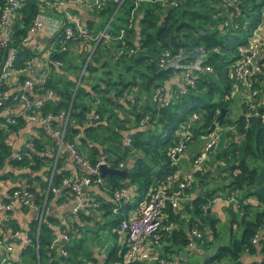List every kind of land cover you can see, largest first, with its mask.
Listing matches in <instances>:
<instances>
[{
	"label": "trees",
	"instance_id": "1",
	"mask_svg": "<svg viewBox=\"0 0 264 264\" xmlns=\"http://www.w3.org/2000/svg\"><path fill=\"white\" fill-rule=\"evenodd\" d=\"M61 1L34 0L20 4L11 25L9 44L16 52L14 71L25 70L33 57L20 41L34 18L42 11L61 15L59 8L53 5ZM101 1V8L91 10L103 21L99 24L100 30L106 27L105 39L85 43L74 26L65 23L55 37L46 40L44 53L51 72L43 82H33L28 100L31 103L43 100L38 113L54 118L52 131L38 124L40 126L35 127L34 133L19 148L20 160L13 158L12 149L5 141L9 133L25 127L24 117L0 112V181L16 180L5 194L24 184L31 195L30 204L42 210L45 220L39 225L35 220L29 224L26 234L29 244L23 254L30 255L33 264L44 261L47 264H123L124 244L117 245L114 231L120 221L129 217L130 211L138 212L151 190L166 178L175 176L177 167L168 152L174 145L178 128L196 114L197 119L190 121L192 138L207 137L205 132L214 124L219 110H226L214 127L223 130L216 150L209 153L199 171L191 173V184L183 194L194 184L203 190H198L179 210L165 206L163 222L175 226L156 243L166 242L170 247H167L169 256L187 251L193 243L202 251L208 249L210 254L201 264H264V229L261 227L264 201L253 193L254 178L260 166L264 167V95L257 96L255 116L245 119L246 114L253 113L241 100L237 119L231 123L226 118L235 86L230 67L240 57L237 49L247 44L262 23L264 0H123L119 7L110 0ZM3 2L0 0V8ZM68 27L73 36L65 40L63 32ZM84 29L91 36L89 26L85 25ZM120 31L123 36L119 39ZM259 35L262 48L264 29ZM164 54L184 56L183 63L199 59L193 86L173 81L171 78L177 71H163L158 67ZM55 62L59 66H54ZM256 66L259 71L256 78L260 81L264 52L256 59ZM205 68L210 72H202ZM25 79L18 77V86ZM159 88L171 94L165 106L152 101ZM255 88L257 85H252V89ZM182 90L184 94H180ZM47 91L52 92V98H43ZM124 94L132 97L126 100ZM8 105H12L9 99L4 107ZM60 114L63 115L59 117ZM7 115L13 118L14 125L5 123ZM66 115L62 144L58 147L52 132L62 131ZM66 143H74L78 155L89 167L103 163L108 168L118 169L122 164L121 169L127 174L124 180L105 176L101 185L86 191L84 206L77 211L76 221L60 225L68 236L66 243H59L66 253V257H61L48 249L51 225L59 223L45 217L44 210L49 202L58 205L73 200L69 189L60 186L70 174L63 168ZM27 144L32 151L27 149ZM205 181L214 183L213 187L206 188ZM176 184L177 181L173 182V187ZM48 185L58 189L55 197L47 190ZM127 185L128 200L121 199L117 207L113 193ZM230 194L234 203L216 204L225 214L222 234L216 230L218 219L207 210L213 198ZM112 209L117 212L112 213ZM89 224L96 225L99 232L108 230L113 235L115 241L105 253H101L100 247L91 246V242L87 245L82 237L87 232L83 226ZM192 232L199 234V238ZM93 234L97 238L98 232ZM254 236L257 241L252 244ZM159 249L156 257L171 262L170 257L164 255L166 252Z\"/></svg>",
	"mask_w": 264,
	"mask_h": 264
},
{
	"label": "built area",
	"instance_id": "2",
	"mask_svg": "<svg viewBox=\"0 0 264 264\" xmlns=\"http://www.w3.org/2000/svg\"><path fill=\"white\" fill-rule=\"evenodd\" d=\"M23 1H34V0H4L3 6L0 8V112H3L4 106L9 99L11 103L17 104L19 107V115L24 117L25 124H41L45 130L51 132V123L54 118L50 114L45 116H40L38 110L42 106L43 100L37 99L34 102L28 100V95L32 93L33 82L31 80L25 79L19 84H17V78L14 77L13 81L9 83L11 73L16 71L13 70V63L16 52L11 49L9 46L11 42V25L16 18L17 11L20 7V4ZM66 3H73L75 0H65ZM113 4L120 6L123 0H110ZM161 1L162 0H158ZM63 1L54 4L60 10ZM103 6L101 0H93L88 3L89 9H99ZM61 16V15H60ZM62 24L73 25L77 32L84 38L85 43L95 41L96 43L105 39V30L106 27L99 32L96 36L91 37L86 33V30L78 25L73 17L69 15L62 16ZM62 24L59 26L56 25L52 29L51 36L58 33V30L62 28ZM44 25L43 17L37 16L34 18L31 27L28 29L24 38L21 39L20 44L27 48L30 42V38L39 32ZM264 29V18L262 23L254 31L253 35L248 39L247 44L244 47H239L238 53L240 55L239 59L234 62L230 67V76L235 82V86L240 84L244 88V95L240 99L247 105V109L250 110L253 114H246L245 119H248L251 115H256V107L259 102L257 96L260 94L264 95V71L261 73L263 79L257 80V75L259 74L258 68L256 66V59L261 53L264 52V47L261 48L262 41L258 32H262ZM72 30L70 27L65 28L63 35L64 39L68 40L72 38ZM123 33L119 32V39L123 36ZM50 36V37H51ZM83 48V46H82ZM84 49V48H83ZM198 52L201 54L202 51L198 49ZM184 56H174L169 57L167 54H164L163 59L159 60L158 67L161 70L172 69L177 71L174 76L171 78L173 81H184L186 85L193 86L196 79L195 72L198 70V60L195 62H186L183 63ZM54 66H59L58 62L54 63ZM202 72H210L208 68L202 70ZM82 74V73H81ZM256 84L257 88L252 89V85ZM18 85V84H17ZM16 88L17 92L11 91V88ZM180 94H184L182 90ZM53 94L51 91H47L44 99L52 98ZM131 94L123 95V98L126 100L130 99ZM171 94L168 90L163 88L157 89L153 96L152 101L159 104L160 106H165ZM63 114H60L61 117ZM88 117V116H87ZM96 118V117H95ZM196 114H192L188 123L182 124L175 133V142L173 147L169 150L168 156L173 164H176L178 157L184 152L186 145L192 139V133L190 132V121L196 120ZM65 122L62 125V131H53L52 135L57 138L58 147L62 144V135L67 121V115L65 117ZM143 122V121H142ZM141 122V123H142ZM7 125H14L13 118L8 117L5 120ZM140 123V124H141ZM218 133H222L221 128H216ZM222 131V132H221ZM218 133L214 131L208 135V140L194 157L192 161V170L193 172L199 171L203 162L207 159L209 153H213L219 142L220 137ZM15 132L9 133L6 138V143L9 146H12L14 138L17 139ZM128 142V141H127ZM68 152L71 160L78 164L83 170L84 174H79L77 171L73 170L66 179H63L60 183L61 187H67L72 199L74 201V206L70 211V216L72 220L76 221V214L78 210H81L84 206V194L91 187L101 185L102 178L98 172V166L103 163H97L93 167H89L86 162L80 158L78 155L74 143H66L63 146ZM27 149L32 151L31 145L27 144ZM13 158L16 160L21 159L19 149H16L13 153ZM122 164L118 165V169H121ZM177 184L173 187L172 183L176 182ZM191 184V177L187 176L184 178H179L173 176L171 178H166L165 181L158 184V187L155 190H151L142 205L140 206L138 212L135 215L129 216L126 220H122L117 225L114 233L115 235L122 240L124 244L125 251L123 253V264H169L168 262L158 259L153 255L150 244H156L158 239L162 234H167L174 229L172 223L163 222L162 212L166 205H169L172 210H179L182 205L187 202L184 190H187ZM47 190H50V193L53 197L58 194V189L50 188L48 185ZM84 190V192H82ZM128 190L127 188H121L113 193V200L119 206V201L121 199L128 200ZM5 202L0 203V214H5L12 211L15 207L22 208L27 207L35 212H37V223H44L45 220L42 218V210L38 206H32L30 204L31 195L25 190L24 184L20 188L13 190L10 194H4L3 196ZM233 194L222 197H215L212 199V204H222L228 206L231 203H234ZM96 207V205H93ZM116 209H112V213H116ZM72 222V221H71ZM262 229H264V223L262 224ZM192 235L196 238H199V234L192 232ZM21 236L23 246L29 244V239L26 235H20L18 231H12L4 235H0V247L5 249V252H11L12 246L10 242L15 238ZM68 241L67 232L65 229H62L58 225L51 226V242L48 249L50 251L56 250L57 255L61 257H66V253L61 249L59 243H66ZM257 241V236H254L251 243L255 244ZM116 264V263H114Z\"/></svg>",
	"mask_w": 264,
	"mask_h": 264
},
{
	"label": "crops",
	"instance_id": "3",
	"mask_svg": "<svg viewBox=\"0 0 264 264\" xmlns=\"http://www.w3.org/2000/svg\"><path fill=\"white\" fill-rule=\"evenodd\" d=\"M93 0H75L73 3H66L65 0H63V3L60 7V15L58 14H53L50 15L51 18H43L44 25L42 29L37 32L34 36L30 38V42L28 45V49L31 51V49H36L37 52L42 56L43 59H40L43 61L45 58V53L44 49L48 44H46V40L51 36L52 34V29L60 24H62V16L64 17L65 15H69L70 17H73L74 20L78 23L79 26L82 28H85L86 26H89L90 29V35L91 37L96 36L99 32H101V28L99 27V24L102 23L100 19H98V15L94 13L92 10L89 9L88 3H90ZM68 10V11H67ZM46 14L44 11L39 17L44 16ZM56 17L60 18L57 19ZM57 19V21H56ZM258 32V34H260ZM78 48V47H76ZM38 59H31L29 63L27 64V67L23 71H17L14 73H11L10 75V82L13 81L14 77H25L28 80H31L32 82H37L36 79H40L39 83L43 82V80L49 75L50 70L48 69L49 72H47L46 68H41L43 65L42 62ZM16 87H18L17 84H15ZM16 88H11V91H15ZM264 90V88H263ZM239 96V95H238ZM233 97H234V92H233ZM3 109V114H15L19 115V107H17V104L12 103V105H8L4 107ZM40 126L38 124H25V127L21 130H18L16 133L17 139L14 138L11 149H12V155L16 149H19L21 145H23L27 140L26 138L34 133L35 127ZM44 129V127L42 126ZM204 142L199 143L198 140H193L192 143L188 145V148L186 149V152L184 151L177 159L176 162V174L175 176L179 178H184L187 176H191V173H194L192 170V159L198 154V152L201 150V148L204 146L206 141L208 140V137H204ZM192 140V139H191ZM206 140V141H205ZM67 152V151H66ZM63 168L67 169L70 173L75 170L79 174H84V170L78 166V164H75L71 158L68 155L64 156L63 160ZM194 181V180H193ZM15 181L5 179L4 181H0V203H4L5 200L3 198L4 194L6 193L5 191L11 188L12 186L15 185ZM195 183V182H194ZM206 183V188L211 189L213 187V184L210 182L205 181ZM21 184V182H20ZM90 188L89 190H91ZM198 190H203L201 186H196L194 184V187L189 190L185 196L186 200L188 201L189 199L193 198L198 194ZM94 192H97L96 190H93ZM86 193V192H85ZM74 206V201L69 200L67 202H64L62 204H53L51 202L48 203L47 207L44 210V216L45 217H50L54 220H56L57 223H59L58 226L66 224V223H71L72 218L70 216V211L72 207ZM140 208V207H139ZM207 212H210L213 217L218 219L219 223L216 225V230L220 233L223 234L224 229H219L220 227H223V221L225 218V214L223 212V209L216 204H212L207 210ZM137 212L136 211H130L128 214L129 216L135 215ZM37 212L34 210L27 208H18L15 207L12 211L5 213V214H0V235H4L6 233L12 232V231H18L20 235H26L28 226L32 221H37ZM52 226V225H51ZM84 228L87 229V232L82 234V237L85 238L87 245H90L91 241L87 240V236L89 234H93L96 232H99L97 229L96 225L89 224L84 225ZM16 228V229H14ZM221 230V231H220ZM95 237V234H93ZM224 241V240H222ZM221 241V242H222ZM12 249L11 252H5V249L3 247H0V264H33L32 260L30 259V255L28 254H23V251L25 250L26 246H23L21 236L15 238L10 242ZM122 244V240L117 237V245ZM190 245L188 247V250L180 252L179 253H174V255L169 256L167 253L169 252V249H167L168 244L166 242L160 243V244H150L151 251L154 256H157V251L159 249L160 252H166L164 255L166 257H170L171 262H168L169 264H183V262H197L198 264H201L204 258L210 254L209 250L202 251L201 249L197 248L196 246ZM170 248V247H168ZM91 251L94 249H90ZM173 250V248H172ZM56 252V250H54ZM57 253V252H56ZM43 264H47L46 261L43 262Z\"/></svg>",
	"mask_w": 264,
	"mask_h": 264
},
{
	"label": "rangeland",
	"instance_id": "4",
	"mask_svg": "<svg viewBox=\"0 0 264 264\" xmlns=\"http://www.w3.org/2000/svg\"><path fill=\"white\" fill-rule=\"evenodd\" d=\"M54 5V4H53ZM50 10H51V7H48ZM46 14H44V16H41V17H43V18H51L50 17V15H49V13L48 12H46V11H44ZM41 13H43V11L41 12ZM40 13V14H41ZM57 19H60V18H58V17H56ZM57 19H56V21H57ZM101 21H102V19H101ZM31 53L33 54V57H32V59L34 60V59H38V60H40V59H43V55L41 56L38 52H37V50L34 48V49H31ZM45 59L43 60V61H41L42 62V66H41V68L40 69H42V68H46L47 70V72H49L48 71V69L50 70V72H51V69L48 67V65H47V63H46V57H44ZM264 80V79H263ZM36 81L37 82H39L40 81V79L38 80V78L36 79ZM264 82V81H263ZM237 85H239V86H237ZM236 85V87H234L233 88V92H234V97H233V102L230 104V106H229V109H228V112H227V115H226V118L231 122V123H233L236 119H237V117L240 115V112H241V109H240V104H241V100L242 99H240V96H241V98L243 97V95L245 94L244 93V88L240 85V84H237ZM263 88H264V86H263ZM239 95V96H238ZM227 130V129H226ZM215 133H218V131H217V129H215ZM219 134V133H218ZM219 136H220V134H219ZM208 137V136H207ZM204 137L203 138H199V139H197V138H192V140L190 141V143H192L193 142V140L195 141V140H198V142L199 143H202V142H204ZM206 141V140H205ZM189 142L187 143V145H186V148H185V152H186V149L188 148V145L190 144ZM219 229H224L223 227L221 228H219ZM225 230V229H224ZM221 231V230H220ZM97 238H95L94 237V235L93 234H89L86 238H87V240L88 241H91V246H93L95 249H96V247H100V250H101V253H105L106 252V250L113 244V242L115 241L114 240V238H113V235L111 234V232H109L108 230H103V231H101V232H98V234H97V236H96ZM222 243V242H221ZM224 243V242H223ZM98 253H100V252H98Z\"/></svg>",
	"mask_w": 264,
	"mask_h": 264
},
{
	"label": "water",
	"instance_id": "5",
	"mask_svg": "<svg viewBox=\"0 0 264 264\" xmlns=\"http://www.w3.org/2000/svg\"><path fill=\"white\" fill-rule=\"evenodd\" d=\"M112 19V17H111ZM83 69L81 70V73H82ZM81 73L79 75V78L76 82V85H75V88L73 90V93H72V97H71V100L73 99V95L75 93V89L77 87V84L79 82V79H80V76H81ZM225 111L226 110H219L218 112V116L215 118V121H214V124H212L207 130H206V135H209L211 134L213 131H214V127H215V124L224 117V114H225ZM98 172H99V175L100 177L103 179L105 176L107 177H112V176H116V177H119L121 178L122 180H124L126 178V174H127V171L125 169H111V168H108L106 165L104 164H100L98 166ZM254 181H255V185L256 187L254 188L253 190V193L255 195H257L258 197H260L263 201H264V167L263 166H260L255 178H254ZM128 185L126 186V188L128 189ZM82 192H84V190H82ZM11 264V262H9Z\"/></svg>",
	"mask_w": 264,
	"mask_h": 264
}]
</instances>
